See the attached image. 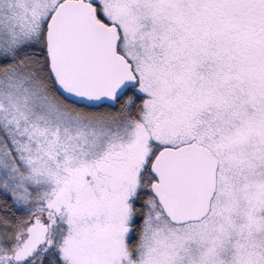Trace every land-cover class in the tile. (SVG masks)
Wrapping results in <instances>:
<instances>
[{
    "label": "snow or ice",
    "instance_id": "obj_1",
    "mask_svg": "<svg viewBox=\"0 0 264 264\" xmlns=\"http://www.w3.org/2000/svg\"><path fill=\"white\" fill-rule=\"evenodd\" d=\"M0 264H264V0H0Z\"/></svg>",
    "mask_w": 264,
    "mask_h": 264
}]
</instances>
